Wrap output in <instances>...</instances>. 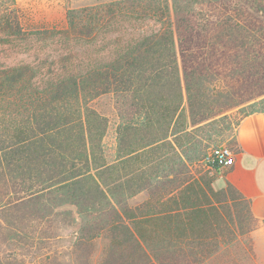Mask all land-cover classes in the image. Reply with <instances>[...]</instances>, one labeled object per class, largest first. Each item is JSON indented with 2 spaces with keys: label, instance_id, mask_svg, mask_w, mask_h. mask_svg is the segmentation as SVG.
I'll list each match as a JSON object with an SVG mask.
<instances>
[{
  "label": "trees",
  "instance_id": "1",
  "mask_svg": "<svg viewBox=\"0 0 264 264\" xmlns=\"http://www.w3.org/2000/svg\"><path fill=\"white\" fill-rule=\"evenodd\" d=\"M67 21L31 31L0 0V45L70 52L0 59V264H235L256 219L238 227L239 200L193 166L220 100L264 96V0H118Z\"/></svg>",
  "mask_w": 264,
  "mask_h": 264
},
{
  "label": "rangeland",
  "instance_id": "2",
  "mask_svg": "<svg viewBox=\"0 0 264 264\" xmlns=\"http://www.w3.org/2000/svg\"><path fill=\"white\" fill-rule=\"evenodd\" d=\"M118 0H17V5L21 10L23 16V25L26 29L31 31L45 30V29H66L68 27L67 21V12L73 9L80 8H89L96 5H101L104 3H110ZM132 34V33H128ZM75 52H79L81 55V61L85 62L88 60V48L80 47ZM39 55L40 59H37L38 62L41 61L42 64L52 63L57 60L54 68H63L61 64H64L66 56L70 54L68 46L63 44H55L52 41L43 42L37 41L29 46L26 45H17V46H5L0 45V59L2 62L13 65L17 64L25 59L28 56ZM48 64V65H50ZM78 64V63H76ZM218 86V83L216 84ZM241 96H238L236 99L228 103L227 105L223 100H220L218 105L214 107V111L223 112L220 115H217L215 118L211 119L209 124L204 127V130L200 133L201 141V152L205 157L210 149L227 145L237 151L236 143V129L241 118L248 112L251 111H264V96L254 95L253 91L248 89H243ZM253 94V96H251ZM263 100V101H261ZM256 102L255 106L246 107L241 110V108L253 104ZM97 108L108 115L113 122H116L115 119V104L110 99V97H102L97 101ZM236 107L237 105H242ZM223 108V109H222ZM113 123V124H114ZM114 130H111L108 135L107 142L113 144L114 142ZM203 157V159H204ZM203 159L196 163L193 166L194 172L200 175H206V177L212 182V186L215 191H230L232 192L231 198L238 199L237 201L238 209L234 206V218L236 219V224L239 227V216L243 221V227L252 226V222L248 217V213L251 211L250 200L243 193L252 194L251 190H248L247 187L243 184L236 187L234 184H231L230 177L232 176V168L224 170H210L206 167ZM243 183V182H242ZM145 199V195H141L134 200V202H142ZM250 214V213H249ZM238 215V216H237ZM249 224V225H248ZM258 226L256 220L255 229ZM254 229V230H255ZM67 232V231H66ZM66 232L64 235H67ZM240 235V233H238ZM238 238L239 244L235 247H231L230 253L235 258V264H249L248 260H245L244 252L248 248L252 249V253L256 259L257 264H264V262L258 257L255 250V242L253 238V231L249 234ZM69 240V239H68ZM66 240V241H68ZM69 243L66 242L65 245ZM226 251V250H225ZM224 251L223 255L226 253ZM234 264V263H232Z\"/></svg>",
  "mask_w": 264,
  "mask_h": 264
},
{
  "label": "crops",
  "instance_id": "3",
  "mask_svg": "<svg viewBox=\"0 0 264 264\" xmlns=\"http://www.w3.org/2000/svg\"><path fill=\"white\" fill-rule=\"evenodd\" d=\"M239 154L232 168L231 184L247 187L253 193H243L258 222L253 231L255 250L264 262V112L242 118L236 129ZM243 182V183H242Z\"/></svg>",
  "mask_w": 264,
  "mask_h": 264
},
{
  "label": "built area",
  "instance_id": "4",
  "mask_svg": "<svg viewBox=\"0 0 264 264\" xmlns=\"http://www.w3.org/2000/svg\"><path fill=\"white\" fill-rule=\"evenodd\" d=\"M238 152L227 145H221L210 149L203 161L206 167L212 171L224 170L236 164Z\"/></svg>",
  "mask_w": 264,
  "mask_h": 264
}]
</instances>
